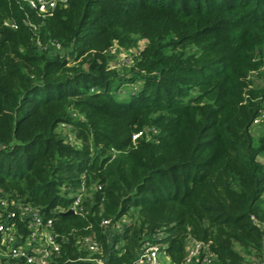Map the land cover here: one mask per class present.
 I'll return each mask as SVG.
<instances>
[{
  "label": "trees",
  "instance_id": "1",
  "mask_svg": "<svg viewBox=\"0 0 264 264\" xmlns=\"http://www.w3.org/2000/svg\"><path fill=\"white\" fill-rule=\"evenodd\" d=\"M115 44L136 48L124 71ZM262 110L264 0H58L46 13L0 0V193L52 217L64 261L97 264L84 260L94 235L108 264H133L161 233L173 264L190 237L214 264H258ZM83 185L84 216L54 211Z\"/></svg>",
  "mask_w": 264,
  "mask_h": 264
},
{
  "label": "built area",
  "instance_id": "2",
  "mask_svg": "<svg viewBox=\"0 0 264 264\" xmlns=\"http://www.w3.org/2000/svg\"><path fill=\"white\" fill-rule=\"evenodd\" d=\"M66 3V0H59ZM33 7L41 12H49L58 0H30ZM264 120V110L254 119V124ZM141 132L134 134L136 140ZM101 189V186H97ZM90 195L84 185L75 193L69 194L72 201L69 207H57L54 211H69L84 216L87 212L85 199ZM111 220L104 218L102 224L110 225ZM119 227V226H118ZM161 233L147 239L133 264H164L168 258L164 244L160 242ZM64 237L56 232L52 217L46 216L38 207L9 200L0 193V264H72L62 260ZM83 245L89 252L84 260L97 264H108L101 255L102 247L94 235L86 236ZM185 264H214L215 255L210 243L188 238ZM210 253V255H209ZM258 264H264V258Z\"/></svg>",
  "mask_w": 264,
  "mask_h": 264
},
{
  "label": "rangeland",
  "instance_id": "3",
  "mask_svg": "<svg viewBox=\"0 0 264 264\" xmlns=\"http://www.w3.org/2000/svg\"><path fill=\"white\" fill-rule=\"evenodd\" d=\"M139 47H142L144 45V40L139 41ZM136 51V48H125L121 47L117 44L114 45V47L108 52L107 58L109 60V63L112 67L118 69L119 71H124L125 67L131 63L129 56L132 55V53ZM257 74L255 73L254 76H252V79L256 81ZM127 99V97H125ZM253 133L255 136L258 134H264V120L259 122L258 124H254L253 126ZM260 159L264 161V154L260 156ZM237 249L243 252V249L239 246H237ZM210 255V253H209ZM245 257V264H249V261L251 260L249 258V255L244 254ZM164 264H173L170 260V258L166 257L164 258Z\"/></svg>",
  "mask_w": 264,
  "mask_h": 264
},
{
  "label": "water",
  "instance_id": "4",
  "mask_svg": "<svg viewBox=\"0 0 264 264\" xmlns=\"http://www.w3.org/2000/svg\"><path fill=\"white\" fill-rule=\"evenodd\" d=\"M68 213H73V211L72 210H69V211H67Z\"/></svg>",
  "mask_w": 264,
  "mask_h": 264
}]
</instances>
